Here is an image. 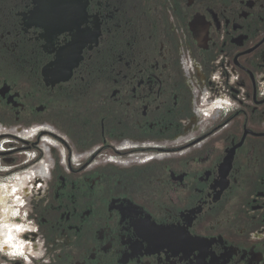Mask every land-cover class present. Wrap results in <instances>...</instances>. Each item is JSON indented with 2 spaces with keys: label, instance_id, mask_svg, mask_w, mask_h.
I'll use <instances>...</instances> for the list:
<instances>
[{
  "label": "flooded vegetation",
  "instance_id": "obj_1",
  "mask_svg": "<svg viewBox=\"0 0 264 264\" xmlns=\"http://www.w3.org/2000/svg\"><path fill=\"white\" fill-rule=\"evenodd\" d=\"M216 67L238 81L209 115ZM263 81L264 0H0V191L37 186L33 264H264Z\"/></svg>",
  "mask_w": 264,
  "mask_h": 264
},
{
  "label": "rangeland",
  "instance_id": "obj_2",
  "mask_svg": "<svg viewBox=\"0 0 264 264\" xmlns=\"http://www.w3.org/2000/svg\"><path fill=\"white\" fill-rule=\"evenodd\" d=\"M208 105L206 110L204 112H208L206 114H209V109L213 108V100H208ZM216 104V103H215ZM220 104H222L220 102ZM224 104V103H223ZM227 107V106H226ZM225 109V107L223 108ZM17 176V175H16ZM16 176H11L8 178L0 176L3 183L6 182L5 180L13 179ZM33 185V186H32ZM30 184V181L27 182V187H30L29 189H18L14 192V195L8 196L3 200V194H0V233L5 232L6 226L9 225V228L11 225H15V235L17 233V236L26 242L28 244V247L26 248L28 258L25 257H15L8 253L2 252L0 249V264H13L17 259H20L24 261L26 264H33L36 263L35 260H39L40 258H43L41 255V249H40V243L41 241H37L38 237H35L33 233L36 229V224L33 222L30 223L32 219L31 212L33 204L36 202L34 195H36V192L38 189L36 185ZM40 184H38L39 186ZM3 193V192H2ZM2 196V197H1ZM14 213H18V215H14ZM26 216H28L26 218ZM34 221V220H33ZM6 233V232H5ZM3 233V234H5ZM10 233H13V230L10 231ZM10 233L7 232L9 235ZM0 236V240L4 239V235ZM32 251V252H30ZM45 257V256H44Z\"/></svg>",
  "mask_w": 264,
  "mask_h": 264
},
{
  "label": "built area",
  "instance_id": "obj_3",
  "mask_svg": "<svg viewBox=\"0 0 264 264\" xmlns=\"http://www.w3.org/2000/svg\"><path fill=\"white\" fill-rule=\"evenodd\" d=\"M238 81V74L232 68L224 69L222 67H216L208 76L207 83L204 82L203 89L197 90V102L198 108L206 110L208 100H213V108L209 109V115L211 113L221 111L224 107L231 104V99L227 95V90L234 92ZM258 94L264 96V81L260 83L258 88ZM242 95V93H241ZM220 102L222 104H220ZM203 105H200L202 104ZM216 103V104H215ZM224 103V104H223ZM205 114L208 112H204ZM27 218V216H26Z\"/></svg>",
  "mask_w": 264,
  "mask_h": 264
},
{
  "label": "snow or ice",
  "instance_id": "obj_4",
  "mask_svg": "<svg viewBox=\"0 0 264 264\" xmlns=\"http://www.w3.org/2000/svg\"><path fill=\"white\" fill-rule=\"evenodd\" d=\"M13 191H15V189ZM14 215H18V213H14ZM5 243H7V241H5ZM21 255H22V253H21Z\"/></svg>",
  "mask_w": 264,
  "mask_h": 264
},
{
  "label": "bare ground",
  "instance_id": "obj_5",
  "mask_svg": "<svg viewBox=\"0 0 264 264\" xmlns=\"http://www.w3.org/2000/svg\"><path fill=\"white\" fill-rule=\"evenodd\" d=\"M3 191H0V194H2ZM2 197V196H1ZM11 240V239H10ZM14 241V240H13Z\"/></svg>",
  "mask_w": 264,
  "mask_h": 264
}]
</instances>
